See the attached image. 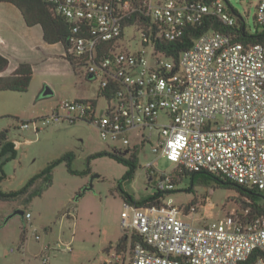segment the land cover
<instances>
[{"label":"built area","instance_id":"obj_1","mask_svg":"<svg viewBox=\"0 0 264 264\" xmlns=\"http://www.w3.org/2000/svg\"><path fill=\"white\" fill-rule=\"evenodd\" d=\"M45 1L72 24L68 54L77 76L98 81L108 104L99 112L93 100L64 101L39 118L41 126L84 121L102 139L128 147L131 132L145 143L158 128L152 147L157 159L264 192V45L210 31L180 55L177 65L154 47L157 41H176L186 25L208 16L236 26L226 0ZM130 16L135 22L127 26ZM256 20L264 24V0L258 1ZM128 29L141 35L140 49L123 48ZM144 130L151 132L148 138ZM146 167L155 173L153 163ZM177 181L181 177L161 172L155 185L171 192ZM185 212L172 200L160 207L126 205L122 228L129 241L138 238L129 245L128 264H264V213L232 211L197 226L183 220L192 214ZM31 218L25 213L26 221ZM64 251L72 252L71 245ZM39 262L50 264L49 254L42 253ZM120 262V256L109 261Z\"/></svg>","mask_w":264,"mask_h":264},{"label":"rangeland","instance_id":"obj_2","mask_svg":"<svg viewBox=\"0 0 264 264\" xmlns=\"http://www.w3.org/2000/svg\"><path fill=\"white\" fill-rule=\"evenodd\" d=\"M258 1L227 0L225 3L231 12L232 9L237 12H232L235 18L242 17L248 30L254 32ZM141 44L142 37L136 30L125 32L124 49H140ZM60 54L52 51L38 59L25 57L34 67L28 91H0V132L8 130V139L18 145L17 158L3 166L5 176L0 182V190L8 193L22 189L49 163L66 153L75 156L74 170L82 172L90 167L91 174L72 175L62 163L54 169L49 187L44 181L37 184V189L44 191L30 204H24L22 198L0 201V264H40L42 253L49 254L50 264H109L108 261L117 256H120L119 264H128L129 243L121 247L116 245L126 235L121 225L126 213L122 190L137 199L147 198L156 190L149 176L151 170L146 166L154 164L152 180L156 181L161 172L173 173L178 165L157 159L152 152L158 128L144 145L137 132H131L128 147L122 142L102 139L96 127L84 121L41 126L39 118L50 115L64 101L93 100L97 102L99 112L108 104L105 99L98 98V81L87 82L75 75ZM11 60L14 62L13 57ZM47 88L52 94L44 96ZM22 123L28 124L29 128L24 129ZM144 132L148 138L151 132ZM135 147L139 149L138 170L132 181L122 180L128 167L115 159L109 156L90 159L100 152H118L128 157L130 151L127 153V150ZM190 186L191 178H183L176 191L163 200H172L173 205L184 212L192 205L191 216L183 218L186 222L206 226L232 211L243 216L250 209L245 206L246 197L234 190L216 188L214 182L200 184L197 180L191 192ZM86 189L89 190L83 193ZM19 210L30 213V221L19 215L11 217ZM68 245L72 252L64 251Z\"/></svg>","mask_w":264,"mask_h":264},{"label":"trees","instance_id":"obj_3","mask_svg":"<svg viewBox=\"0 0 264 264\" xmlns=\"http://www.w3.org/2000/svg\"><path fill=\"white\" fill-rule=\"evenodd\" d=\"M227 1V0H226ZM0 3H8L15 6L22 14L24 21L28 27L40 26L43 30L44 41L48 45L61 44L65 50V59L69 62L75 75L77 71L75 69V61L68 54L69 51V39L72 36V24L63 16L58 14L56 10L46 3L45 0H0ZM233 13H237L232 9ZM136 16H130L127 19V26L132 25ZM237 24L234 27L225 26L215 16H208L202 19L199 23L194 25H186L184 33L176 41L173 42H159L154 43L155 50L164 54L167 59L172 60L176 65L180 55L186 50L190 49L194 42L202 35L210 31H219L222 33H230L235 36V41L244 43L245 45H264V24H260L256 20V29L254 32H250L247 28L246 22L242 17L236 18ZM9 60L7 57L0 54V74L7 71L9 68ZM34 70L32 65L28 63H21L17 69L8 77H0V91H13V92H27L32 82ZM98 98L105 95L103 91L98 90ZM71 123V124H75ZM144 145V143H142ZM138 154L139 149L135 147L130 150V155L124 157L117 152H100L94 154L90 159H97L104 156H109L119 163H122L128 167L126 174L123 177V181H132L138 170ZM18 156V145L14 141L8 139V130L0 132V160L2 177L4 178L3 166L15 160ZM75 156L73 153H66L60 158L49 163L40 173L32 177L27 184L18 191L2 192L0 190V201H15L23 199L24 204H30L35 197L41 196L44 189H37V184L40 181L46 183V187H49L52 183V175L54 169L65 163L68 172L76 176H87L91 174V168L79 172L72 168V163ZM149 171V170H148ZM174 175L183 178H191V186L189 192L194 189L195 182L198 180L200 184H209L214 182L216 188H223L234 190L240 195L247 198L245 206L250 208L252 215H259L264 213V198L262 191L257 189H247L244 186L231 182L224 178L222 175L208 173L206 171L190 172L184 168L176 169L173 172ZM153 171L149 172L151 183H153L155 192L147 198H135L125 190H122V198L125 205L133 206L136 208H149L153 206H162L163 200L171 192H161L156 188V182L152 180ZM179 182L177 181L176 184ZM192 206V205H191ZM191 206L186 208L188 211ZM138 240L136 236H133L131 241L127 235H124L117 246H127L128 243L131 247Z\"/></svg>","mask_w":264,"mask_h":264},{"label":"crops","instance_id":"obj_4","mask_svg":"<svg viewBox=\"0 0 264 264\" xmlns=\"http://www.w3.org/2000/svg\"><path fill=\"white\" fill-rule=\"evenodd\" d=\"M52 51L60 52L61 57L66 60L65 50L61 44L48 45L44 41L43 30L40 26L28 27L21 12L15 6L0 3V54L7 57L10 62L9 68L0 74V77L10 76L21 63L32 65V62L25 57L38 59ZM12 57L14 62L11 60ZM128 151L130 149L127 153Z\"/></svg>","mask_w":264,"mask_h":264},{"label":"water","instance_id":"obj_5","mask_svg":"<svg viewBox=\"0 0 264 264\" xmlns=\"http://www.w3.org/2000/svg\"><path fill=\"white\" fill-rule=\"evenodd\" d=\"M90 78L92 77L90 76ZM51 94H52V91L49 88L45 89L44 96H49ZM89 189H91V187ZM89 189H86L83 193H85ZM261 197L264 198L263 196ZM14 215H19L21 217H24L25 213L19 210V211H16L11 217H13Z\"/></svg>","mask_w":264,"mask_h":264}]
</instances>
